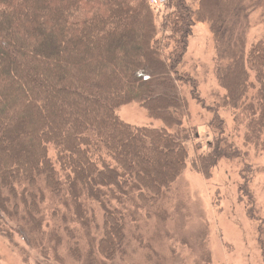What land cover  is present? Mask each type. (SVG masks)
<instances>
[{
    "label": "trees",
    "instance_id": "trees-1",
    "mask_svg": "<svg viewBox=\"0 0 264 264\" xmlns=\"http://www.w3.org/2000/svg\"><path fill=\"white\" fill-rule=\"evenodd\" d=\"M166 6L171 12L157 26L147 0H0L1 236L16 231L47 256L61 244L26 240L44 231L59 236L58 216L49 231L51 222L39 216L42 197L32 194L41 179L66 211L63 226L70 218L79 231L66 241L73 259L98 264L77 252L81 238L93 237L98 210L99 264L116 260L125 229L159 203L186 167L184 144L195 130L182 127L180 90L190 89L199 102L195 80L182 72L196 23L208 24L215 44L220 107L245 128L244 145L261 146L264 38L247 48L245 22L264 0H166ZM133 102L163 127L121 121L115 109ZM208 126L214 143L193 163L206 178L219 161L243 158L216 113ZM10 144L13 152L5 151ZM249 217L257 220L250 211Z\"/></svg>",
    "mask_w": 264,
    "mask_h": 264
},
{
    "label": "rangeland",
    "instance_id": "rangeland-1",
    "mask_svg": "<svg viewBox=\"0 0 264 264\" xmlns=\"http://www.w3.org/2000/svg\"><path fill=\"white\" fill-rule=\"evenodd\" d=\"M147 1L154 11L157 26L164 23L165 16L171 12L166 0ZM189 38L182 72L195 80L199 102L193 100L190 89L180 90L184 103L182 127L195 130V136L189 137L184 144L188 151L186 167L158 204L138 212L135 222L125 229L119 255L111 264H264V138L257 141L259 147L244 145L245 128L233 122L231 110L220 107L224 91L216 76L215 44L208 24L196 23ZM263 38L264 8L256 7L245 22L246 47ZM115 113L133 127H163L161 121L149 118L134 102L116 108ZM214 113L225 122V135L230 137L228 143L237 147L243 158L219 161L206 178L194 169L193 163L199 155L211 150L207 143H214L215 135L208 126ZM4 149L13 152L11 144ZM48 155L53 159L51 147ZM157 159L153 157L154 162ZM162 161L165 163V158ZM164 165L166 168L167 164ZM159 169L164 171V168ZM241 186L244 189H239ZM32 194L36 196L34 200L42 197L37 198L42 202L41 208L38 207L39 216L43 214V219L51 222L48 230L56 220L53 217L58 216V235L66 240L56 241L59 236L48 237L45 231L26 238L27 242H60L54 250L48 251L47 256L42 247L27 245L16 231L11 230L8 236L0 235V264H39L44 261L81 264L73 259L76 256L71 253L70 245L66 246V241L71 242L69 234L76 235L79 231L70 218L63 226L61 216L66 211L60 202L41 179L36 181ZM22 210L27 212L28 209ZM249 211L257 220L249 217ZM95 215L93 237L81 238L77 252L82 259L91 258L99 264L95 252L100 233L98 210Z\"/></svg>",
    "mask_w": 264,
    "mask_h": 264
},
{
    "label": "built area",
    "instance_id": "built-area-1",
    "mask_svg": "<svg viewBox=\"0 0 264 264\" xmlns=\"http://www.w3.org/2000/svg\"><path fill=\"white\" fill-rule=\"evenodd\" d=\"M156 1V3H157V1H160V0H155Z\"/></svg>",
    "mask_w": 264,
    "mask_h": 264
}]
</instances>
